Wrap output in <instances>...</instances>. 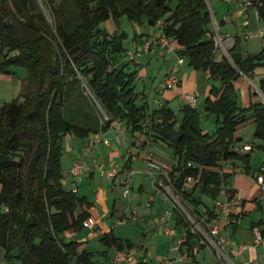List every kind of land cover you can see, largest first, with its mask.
Wrapping results in <instances>:
<instances>
[{
    "label": "trees",
    "instance_id": "trees-1",
    "mask_svg": "<svg viewBox=\"0 0 264 264\" xmlns=\"http://www.w3.org/2000/svg\"><path fill=\"white\" fill-rule=\"evenodd\" d=\"M43 1L53 23L38 0H0V75L13 74L16 67L27 70L21 80L23 101L15 98L0 107V249L4 262L104 264L98 257L106 256L107 251L80 250L83 243L69 236L85 228L93 203L64 185L62 155L67 134L84 139L110 130L116 121L124 122L131 133L145 134L148 140L171 149L177 161L169 182L184 200L200 201L194 197L197 188L215 200L225 191L232 200L235 191L226 187L237 165L241 162L245 172L253 175V152L264 153V102L257 98L248 107H239L235 82L264 65V50L244 58L237 35L228 50L233 62L226 56L217 60L208 0ZM257 7L264 20V0ZM124 16L156 27L161 22L176 58H185L195 68L208 71L211 79L221 81L220 87L211 88L215 98L210 95L206 100L207 112L218 115L213 133L203 130L195 106L184 105L177 126L175 113L167 104L149 111L147 102H139L138 72L130 68L131 62L136 65L135 54L116 64L117 56L127 51L124 38L128 34L111 33L101 26L109 18L119 21ZM143 36L134 32L133 40ZM260 88L264 95V79ZM250 119L256 126L254 138L262 142H253L250 151L241 152L235 149L241 140L237 129ZM226 163L234 171H222ZM262 167L264 164L257 170L264 175ZM189 176L197 179L192 191L185 188ZM175 211L177 224L186 228L184 243L197 238L202 246L204 236L194 231L178 205ZM189 212L200 221L196 209ZM206 213L210 218L219 214L215 209ZM227 216H233L231 210ZM262 226V221L252 225L264 237ZM99 241L119 251L135 247L113 229L104 232Z\"/></svg>",
    "mask_w": 264,
    "mask_h": 264
},
{
    "label": "rangeland",
    "instance_id": "rangeland-1",
    "mask_svg": "<svg viewBox=\"0 0 264 264\" xmlns=\"http://www.w3.org/2000/svg\"><path fill=\"white\" fill-rule=\"evenodd\" d=\"M38 1H39V4L42 10L45 12L48 20L51 23H53V17L50 11L48 10V8L45 6L44 1L43 0H38ZM208 3H209V7L213 8L214 12L217 13L215 18H213L211 28L213 30L215 38H217V35H219V37L222 40V44L227 48V51H228V45L232 41L231 40L232 37L234 38V36L237 34L241 37L240 48H241L242 56L244 58H246L250 54H257L264 50V20L257 19L255 7H252V9L249 11L250 24L249 26L245 27V26H242V23L244 21V17H242V14L244 13V11L239 13L240 10L242 9L237 8L236 9L237 14L235 16H232L231 11L235 10L234 4L231 3L228 6L227 3L222 2L221 0L220 1L219 0H208ZM218 8H221L223 10L222 12L225 13L224 15H226L225 24L220 22L223 13L222 12L219 13ZM101 26L106 28L111 33L122 32V31L127 32L128 36L124 38V45L127 48V51L117 56L116 64L120 65L121 63L126 62L129 59H131L128 56V51L129 50L133 51V53L135 54L136 65L133 62H131L130 68L137 69V72H138V75L136 76V79H135V84H136V89L140 91L141 96H142L139 102H143V101L147 102L148 104L147 107L149 111H152L153 109L159 107L161 104V100H162L164 104L169 105V107L174 111L176 120H177V126H180L182 119H183V107L185 105V100L182 94L185 92H189L190 94L195 95L197 98L195 107L200 112V115H201L200 122H201V127L203 128V130L213 133L217 129L218 115L216 113L207 112L206 100H207V97L211 95V88L213 85L217 87L221 86V81L219 79H211L208 71L204 69H197L194 66L190 65L187 61L185 65L183 64V66L182 65L178 66V76H179L180 82L177 85H175L172 89H169V88L164 89L163 78L165 77V74L167 72V69L169 66L168 64L177 63V58L175 56L171 57L173 53H168L167 58L170 59V61L169 60L164 61V58L162 56L161 57L158 55L151 56L149 53H142L143 48H142L140 39H137L138 41L133 40L134 32L148 30L150 28H153L154 26L148 25L144 21L142 23L131 21L126 16L120 18L119 21H115L113 18H109L108 20L102 22ZM245 33L248 34L247 38L245 37ZM223 53L224 52H223L222 46L219 45V47L216 49L215 57H218L219 55H222ZM143 55L145 56L143 57ZM226 57L228 58V56ZM230 58L228 59L230 60ZM16 73L17 75H20L23 77L27 76V70L23 67H16ZM12 79H13L12 75H7V74L0 75V107L3 103L12 101L15 98H19L20 101H23L24 97L21 95L22 82L17 85ZM262 79H264V65H259L256 68V72L253 75L244 76L242 74L236 80L235 89L237 92V100H238L239 107L242 108V107L248 106L249 100L251 97L256 98V99L260 98L264 102V96L260 88ZM162 90L165 91V95L164 93H161ZM169 95H171L172 98L170 99V101L167 102L166 96H169ZM211 97L213 99L215 98L213 95H211ZM248 121L239 125L237 129V134L239 133L242 134L244 136V141H251L255 139L253 134H254L256 126L254 123H251ZM121 125H122L121 121H116L114 131L115 130L117 131H115V133L120 132ZM124 131H125L124 128H122L119 134V138L121 139L120 142L125 144L127 140H130V132H126L125 134ZM80 140L81 139L77 138L73 134H67L63 138L62 166H63V172L66 176V179L69 180L68 182L70 183L68 184L69 186L67 185V187H70V188L75 187V186L77 187L76 182L74 181L71 182L72 180L76 178L82 180L83 176L73 177L69 174V169H68L69 161L76 159L75 161L82 162L85 165L88 163L89 166L86 165L87 169L92 168L91 167L92 165L90 164V162L93 161L94 154L97 151L96 146L94 148L87 147L82 143V141L80 142ZM255 140L258 141V139H255ZM151 141L155 142L153 140ZM151 144L152 145L151 147H149V150L151 152L156 153L157 156H154L155 161H157L162 166V168L163 167L170 168V169L173 168V165L175 161L177 160L175 159L171 149L167 145H164V144L163 145H158L156 143H151ZM235 149L238 151H241L242 146H236ZM81 160H83L84 162ZM93 163H96V162H93ZM262 164H264V153L260 150H255L251 158V166L252 168L258 169L262 166ZM115 167L119 168L118 166H115ZM162 168L160 169V171L155 172V176L157 177L158 181L161 180L166 183L165 189L176 198L175 200L176 205H178L179 208L182 209V211H184V213L189 217V219L191 220L193 224L194 231L198 233V235H203L206 241L212 240V242H214L212 238V236L215 237L216 235V234H213L212 232V228L214 226L209 225V223L212 222L214 218H210L206 212L209 210H214L218 208L217 202H215L216 201L215 198L206 192H202L200 188H197L194 192V197L200 199V201L193 202L192 200H187V201L184 200L181 195L177 194L173 186V183L169 182V178L167 176L168 174H164L161 172ZM102 170H108V169L107 167L105 168L102 167L101 171ZM243 170H244L243 165L239 163V165H237L236 167V173L238 174V177H240L239 178L240 182H243V183L248 182L249 185H251V183H253L252 181L254 180L251 178V176L245 174ZM122 173H123V170L119 172L120 177ZM120 177H119V184L121 186V189L119 188L118 190H116V198H118L120 203H122L121 202L123 200L121 196L122 184L120 183ZM88 184L89 183L85 177V180L80 186L81 195L84 193H87L88 190L93 188V187H89ZM96 187H97V184H96ZM185 188L188 191H192L194 186L193 184H188L187 186H185ZM224 190L226 189L224 188ZM92 191L94 194L96 193L95 189H92ZM261 191L264 192V190L262 189ZM159 193H161V196L166 199V193L161 192V190H159ZM223 194L224 196H222V198L218 200L221 203H225L227 200L228 201L233 200V199L229 200L227 196L225 195V192H223ZM99 202L101 206H98V208H101V209L106 208V204L105 202L102 201V198H100V201H98V203ZM123 207H126L125 202L124 204L122 203L120 205L121 211L118 214L116 213L113 215L109 214V216L108 215H98L99 216L97 218L98 221L96 220L98 224L95 227V229L85 227L79 234L80 236L78 235L77 237H75V239L79 240L81 236H85V237L88 236L87 238L92 239L91 240L92 243L90 244V247L93 248V245L95 242L94 240L95 239L99 240L97 236L98 232H104L100 228H98L99 223L105 221L104 223L106 226L105 230L109 229L110 224L113 225L112 226L113 228L116 227L115 232L118 236H121L126 239H130V240L133 239L132 241L135 243L134 248L135 249L137 248L138 250L141 251L142 250V248H140L141 242L146 239L145 237H147V232L145 231L147 230L151 231L153 228L145 229L144 231L143 230L144 228L150 227L151 225L150 224L148 226L147 224L142 225L143 223L141 221H139V223H135V221L133 220H136L138 216L134 213L124 215L123 210H122ZM197 208L200 212H202V213L198 212L200 221H198L195 218L197 217L195 213H194L195 216H193L191 215L192 212H189V211H194L195 209L197 210ZM228 210H231V208H228ZM219 211H222V210H219ZM222 214L223 216L226 215V213L223 211L220 213V215ZM197 222L199 225H197ZM200 222L205 226V229L202 227ZM173 223H174V219H173ZM217 226L220 230L219 224H217ZM167 228L172 230L168 226V221L166 222V228H164V233L166 235L175 234L174 232L168 234L166 232ZM159 232L162 233V230L161 231L159 230ZM148 240H149V236L145 242H147ZM184 240H185V235H179V237L177 238V244H179L180 241L183 242ZM85 244L86 243L80 246V250L85 248L84 247ZM151 254L152 252L150 253L149 262H150V258H152ZM217 254L219 255V257H221L220 253H217ZM111 256H112V253L107 257V259L105 258L104 264H117L114 261V257L111 258ZM139 256H137V254L135 253V259L132 262L133 264L138 262L137 257ZM98 258L100 260L103 259L102 256ZM165 262L169 264L168 259L159 261L158 264H162ZM14 264H22V262L16 261Z\"/></svg>",
    "mask_w": 264,
    "mask_h": 264
},
{
    "label": "crops",
    "instance_id": "crops-1",
    "mask_svg": "<svg viewBox=\"0 0 264 264\" xmlns=\"http://www.w3.org/2000/svg\"><path fill=\"white\" fill-rule=\"evenodd\" d=\"M220 1V0H219ZM224 2V1H222ZM227 3V2H225ZM234 4L235 10L231 11L232 16H235L237 14V8L242 9L239 13L243 12L242 17H244V21L242 23V26H249L250 24V14L249 11L252 8H243L241 4L238 1H230L228 2V6L230 4ZM212 12V17L215 18L216 14L213 10V8H210ZM219 13L223 10L221 8H218ZM223 13V12H222ZM223 13L221 17V23L225 24L226 15ZM259 20V19H258ZM248 21L247 24L245 22ZM156 26L153 28H150L148 30H143L138 33H144L143 38L140 40L143 41L151 36L154 35L156 32ZM238 35V34H237ZM235 35L234 38L232 37L231 43L228 45V50L233 47L235 44ZM261 35V34H260ZM173 47L175 48L176 45L174 44ZM223 54L216 57L217 60H220L224 55H228L227 48L223 45ZM154 52V53H152ZM150 54L151 56H162L164 58V61H170L168 59V51H165V49L159 48L157 53L155 51H152ZM142 53H145L144 51ZM173 53V52H172ZM226 53V54H225ZM216 54V51H215ZM145 55H143L144 57ZM175 53L171 55L173 57ZM135 59V57H134ZM168 69L172 66H179L177 63L168 64ZM185 65V64H184ZM183 66V64H182ZM166 72V74H167ZM165 74V76H166ZM12 75V80L18 85L21 83V80L24 78L23 76L17 75V73L13 74H7ZM244 76H248L246 74H243ZM165 78V77H164ZM163 78V82H164ZM164 89H166L164 87ZM161 93H164L165 91L162 90ZM190 94L189 92H185L182 94L185 105L189 104L187 100V95ZM178 95V94H177ZM172 98L171 95L166 96V101H170ZM256 98H250L249 105L251 102ZM164 104L161 100V105ZM248 105V106H249ZM169 106V105H168ZM245 106V107H248ZM248 122L254 123L253 119H250ZM115 123L112 125V128L106 132H99L96 134H91L88 137L81 139L80 142L90 148H94L96 146L97 151L94 154L93 161L90 162L92 165V168H86L85 171L79 176H83L82 180L80 179H74L71 182H76L77 187H67L68 184H70L66 179V176L64 178V185L67 189H73L77 190V192L80 193V186L82 185L83 181H88L89 187H93L90 190H88L87 193H84L82 195H85L88 200L93 203V206L89 209L91 213L90 219L94 220V227L97 226V218L98 215H113L118 214L121 211L120 205L125 202V206L123 207V213L131 214L134 213L138 216V218L135 221V223H139L141 221L147 226L150 224V227L144 228L149 229L153 228L151 231H145L147 232V237L149 236V240L147 242L146 239L141 242L140 248L142 250H138L137 248H133V250L137 256V263L134 264H155L159 261L168 259L169 264H244V261H251L253 264H264V240L258 241L257 235L252 227L254 223H257L259 221L264 222V192L261 191V186L257 183L256 177L259 172L255 169V173L247 174L245 170L243 172L254 180L252 181L251 185H249L248 182L243 183L240 182L238 177V174L235 172L232 174V176L228 180V185L226 188L233 189L235 191V196L233 198V202L231 201L230 204L231 207V213L232 217L229 216H223L218 214L216 218L213 219L212 222L209 223V225H217L219 224L220 230L218 228V232L216 233L215 237L212 236L213 241H206L203 240L202 246H199L201 243L199 239L194 238L190 241V244L184 243L180 241L179 244H177V238L179 235H185L186 228L182 225L177 224L176 222V198L171 195L165 188L164 181H158L157 177L155 176V172H149L147 170V161L148 159H154V156H157L156 153L151 152L149 150V147H151V143H156L158 145H163L160 142H152L147 139V136L145 134L141 133H131L125 126V123L122 122V125L120 127L121 129L124 128V132H130V140H127L126 143H121V139L119 138L120 132L114 131L115 129ZM255 124V123H254ZM115 133V134H114ZM97 135L101 138H107L109 140L108 144H105L102 141H96L94 144H90V140L97 138ZM239 139H241L239 142H237L236 146H244V145H250L252 146L254 143H261L262 141L258 139L251 140V141H244V136L242 134H237ZM117 138V139H116ZM120 142V144H119ZM128 152V154H127ZM127 155V157H126ZM132 156V157H131ZM152 157V158H151ZM76 159L69 161L68 167L72 165V163ZM155 160V159H154ZM83 161V160H81ZM126 161V162H125ZM84 162V161H83ZM96 162V163H93ZM125 162V163H124ZM86 163V162H85ZM102 163V164H100ZM241 164V162H240ZM89 166V164H86ZM128 165H131L132 169L134 170V175L132 176L131 180V192L129 197H124L122 194L123 200L120 203L119 199L116 198V190L119 188L121 189V186L119 184V176H108L103 175L101 173L102 167H107L108 170L112 169L115 166H118L120 170L122 171L125 169ZM263 165V164H262ZM261 166V165H260ZM94 167V168H93ZM68 168V169H69ZM259 169V168H258ZM172 168H162V173L169 174ZM234 170H231L229 172H232ZM236 173V174H235ZM81 181V182H80ZM241 183V184H240ZM97 184V187H96ZM69 186V185H68ZM187 186V185H186ZM194 186V184H193ZM92 189L96 190V193L94 194ZM159 190L161 192L166 193V199L161 196V193H159ZM256 190V191H255ZM224 192V191H223ZM224 194L222 193L221 196L218 197V199L215 202H218L220 198H222ZM100 198H102V201L105 202L106 208L101 209L98 208L100 205ZM126 201H125V200ZM111 205V206H109ZM104 210V211H103ZM216 210V209H215ZM197 212H200L197 208ZM202 213V212H200ZM223 216V217H222ZM218 218V219H217ZM102 219V218H101ZM174 219V223H173ZM97 220V221H96ZM168 221V226L171 228L172 232H174V235H166L164 233V228H166V222ZM100 222V220H99ZM105 221L99 223V227L102 231L106 232L111 229L115 232L116 227H112L113 225L110 224V227L108 230H105ZM161 224V226H160ZM218 227V226H217ZM264 226L261 227V229ZM88 228V227H86ZM104 229V230H103ZM159 230H162V233L159 232ZM104 232H98V238L104 233ZM116 234V232H115ZM79 234H70L69 236L73 239L77 237ZM117 235V234H116ZM80 236V235H79ZM88 236H81L80 240L84 245V247H87L90 250L103 252L107 251V255L103 257V261L105 263V258L112 253L111 258L114 257L115 252L117 251L115 248H108L104 244H102L98 239H95L93 248L90 247V244L92 243L91 240L87 238ZM77 240V239H76ZM133 240V239H132ZM189 245L192 247V249L189 251ZM154 250V251H153ZM125 251H129V249H126ZM151 257L149 262L150 253ZM217 253H220L221 257ZM139 254V255H138ZM0 261H4V250L0 249ZM115 263V262H114ZM133 264V263H130Z\"/></svg>",
    "mask_w": 264,
    "mask_h": 264
},
{
    "label": "built area",
    "instance_id": "built-area-1",
    "mask_svg": "<svg viewBox=\"0 0 264 264\" xmlns=\"http://www.w3.org/2000/svg\"><path fill=\"white\" fill-rule=\"evenodd\" d=\"M221 1H224L227 3L230 1H238L241 4V6H243V8L255 7L256 8V17H257V19H260V13H259V9L257 7V3L259 1H262V0H221ZM247 23H248V21L245 22V24H247ZM245 37L247 38L248 34L245 33ZM215 39H216V43H217V48L219 47V45H221L223 48L222 40L219 37V35H217V38H215ZM142 48H143V51L145 53H149L151 51H154L155 48L165 49L168 52L173 51L170 39L163 32V25L161 22H158V26H157V30H156L155 34L152 37L146 39L142 43ZM128 55L130 57H133L134 56L133 51L129 50ZM185 62H186L185 58L180 57V56L177 57V64L178 65H180V64L182 65ZM179 82H180V79L178 76V66L175 65V66L170 67L167 75L164 78V87L172 89ZM187 100L191 106L196 105L197 98L195 95L188 94ZM96 141H103L105 144L109 143V140L107 138L100 140V137L97 135V138L90 140V144H94ZM250 150H251L250 145H244L242 147L241 152L250 151ZM146 165H147V170L149 172H154V171L157 172V171H160V169L162 168V166L157 161H155L153 158L148 159ZM188 165H192V164L189 163ZM85 169H86V165L84 163L79 162V161H74L69 168V174L73 177H79L85 171ZM231 170H233V167L230 163H226L222 169V171H231ZM262 170H264V167H262ZM120 171L121 170L119 168L113 167L110 170H102L101 173L103 175L106 174L108 176H118ZM133 175H134V170L132 168L131 169H128V168L123 169V173L120 177V183L122 184V194L124 197H129V195H130V192H131L130 183H131ZM256 181L261 186V189L264 190V175L258 174L256 176ZM196 182H197V179L192 177V176H189L186 179V185L195 184ZM74 191H76V190H74ZM230 202L231 201H228V200L225 203H221L220 201H218L217 202L218 208L216 209V212L221 213L223 211L226 213V216H227V213L229 211L228 208L232 207ZM219 210H222V211H219ZM84 225H85V227L93 228L95 223H94L93 219H88L85 221ZM197 225H199L198 222H197ZM254 230H255L256 235H257V240L258 241L264 240V237L262 236L261 230L259 228H254ZM166 232L168 234L172 233V231L168 228L166 229ZM212 232H213V234H216L218 232L217 225H215L212 228ZM134 259H135V252L133 250H129V251L117 250L115 252V255H114V261L117 264H130L134 261ZM0 264H6V263L4 261H0ZM162 264H168V263L165 262ZM244 264H253V263L251 261H244Z\"/></svg>",
    "mask_w": 264,
    "mask_h": 264
},
{
    "label": "water",
    "instance_id": "water-1",
    "mask_svg": "<svg viewBox=\"0 0 264 264\" xmlns=\"http://www.w3.org/2000/svg\"><path fill=\"white\" fill-rule=\"evenodd\" d=\"M228 56V58H230V55H227ZM230 60L232 61V59L230 58ZM233 62V61H232ZM264 96V95H263Z\"/></svg>",
    "mask_w": 264,
    "mask_h": 264
}]
</instances>
